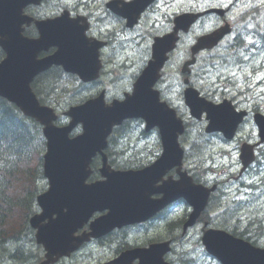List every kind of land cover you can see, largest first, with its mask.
<instances>
[{
    "label": "water",
    "instance_id": "water-1",
    "mask_svg": "<svg viewBox=\"0 0 264 264\" xmlns=\"http://www.w3.org/2000/svg\"><path fill=\"white\" fill-rule=\"evenodd\" d=\"M40 1L0 0V46L8 55L0 64V96L44 127L47 140L44 173L50 181V188L38 197L43 212L31 219L32 226L38 229L37 241L47 251V261L43 264L54 263L59 257L70 254L90 237L99 238L115 228L147 221L178 198H185L193 206L194 211L187 225L195 224L214 188L195 185L186 172H181L184 152L179 145L178 135L183 133L184 127L181 121L176 120L175 112L162 109L158 93L152 89L153 81L147 83L156 73V68L165 62L166 54L174 48L175 34L157 40L154 61L142 75L135 93L125 102L107 107L101 98L71 108L66 115L73 119L72 122L59 128L53 123L57 119L54 111L40 105L30 84L38 73L53 63L63 65L68 70L67 34L57 28L56 21H48L49 24L54 23L50 28L43 25L45 22L39 23L42 29L49 28L41 40H29L22 35L21 26L25 21L21 14L23 7L28 3L39 4ZM193 21H187V27ZM177 25L176 31L179 21ZM223 35L224 32H216L199 39L195 51L216 45ZM56 40L60 45L59 53L50 59L37 60V54ZM77 52L78 48L72 41L71 62L78 64H70V71L84 77L86 68L79 64ZM186 98L194 116L201 117L204 112L207 113L210 120L207 132L221 131L227 139L233 138L241 119L233 114L229 106H215L201 99L194 89L186 92ZM139 117L146 120L147 130L160 127L163 155L154 165L142 171H114L103 153L108 136L113 126L121 124L125 118ZM79 123L82 124L83 133L70 138V133ZM257 123L264 141V122ZM97 153L103 156L100 172L105 180L87 184L91 174L90 164ZM241 158L245 166L254 159L248 148L243 149ZM174 167H178L180 180L174 181L171 177L164 180L167 171ZM159 181L163 183L157 186ZM154 194L163 196L153 199ZM105 210H108L106 215L90 224V234L74 236L94 213ZM46 219L48 223L42 224ZM202 241L207 251L222 264H264V249L255 248L225 231H205ZM169 251V242L153 244L146 249L125 252L109 264H133L136 259L140 260L139 264H169L164 260Z\"/></svg>",
    "mask_w": 264,
    "mask_h": 264
},
{
    "label": "rangeland",
    "instance_id": "rangeland-1",
    "mask_svg": "<svg viewBox=\"0 0 264 264\" xmlns=\"http://www.w3.org/2000/svg\"><path fill=\"white\" fill-rule=\"evenodd\" d=\"M212 1V0H211ZM93 2V0L91 1ZM257 2V3H256ZM215 4V2L213 1ZM220 5L231 3V0H219ZM264 4V0H241L231 15V19L236 23L235 33L233 36L229 37L231 39L226 40L220 47L211 52L204 53L200 62L195 69L194 83L199 89L204 90V94H208L212 97H220L222 92V86L229 87L226 89L227 92L235 94L236 98L240 100L249 109L252 107H261L264 110V51L261 47L248 50L243 49H233L234 38L243 33L242 36L246 41L250 42L252 37L246 34V30L253 31L254 29L248 27L250 24L249 20L241 22L239 21L240 16L247 12L254 4ZM196 4L195 0H186L183 2L181 0L177 1V5L180 9H189V7ZM204 6L206 3H200ZM165 12L168 11L167 17L173 15V7L164 5ZM165 14V13H164ZM201 25L196 26L198 34L202 30ZM206 27V26H205ZM190 35L186 41L189 44L192 42L196 36V32ZM253 31V35L254 36ZM248 36V37H247ZM233 38V39H232ZM254 38V37H253ZM184 46L182 47V49ZM181 49L179 53H176L173 60L170 62V66L167 70V75L170 80H167V85L164 86V92L169 93L172 100L179 106L181 114L186 117L189 122V132L186 134L182 141L186 148H188L189 141L199 142L203 148L200 149V154L205 157H209L212 154L215 158L214 169L218 174H222L223 169H232L237 172L238 170V150L236 144L226 145L221 142L219 136L210 137L204 133V125L195 123L189 118V113L186 111L181 97V91L177 85H180L177 76V66L182 56H184V51ZM189 52V49H188ZM126 75H129V71H124ZM176 82V83H173ZM233 82V83H232ZM259 83V88L255 85ZM126 83L113 84V85H99V88H104L108 92V97L113 98L116 94H121V89H124ZM72 84H70V90H72ZM243 91V96L240 95L239 90ZM250 89V91H248ZM85 92V91H84ZM83 92V93H84ZM247 96V97H246ZM249 97V98H248ZM214 99V98H212ZM65 100V98L63 99ZM250 105V106H249ZM143 127V126H142ZM250 134V133H248ZM157 135L154 134L151 137L144 138L141 136V124L139 122L133 121L128 126V131L122 137L118 138L117 150H123L125 153H129L126 157L135 156L136 159L140 158V153L146 161L151 159V153L157 147ZM210 142V143H209ZM114 150V149H113ZM116 150V151H117ZM120 150V151H121ZM263 163L261 164V170H256L253 177H250L251 182L257 183L259 191L253 196L248 197L251 199L249 206H246L242 202H245L247 197L241 194L239 201H234L233 194L235 191L229 188L225 189V196L223 200V208H221L222 213L228 211L229 217H236L242 220V224L253 223V228L256 230L260 240L264 241V190L260 182H264V155L261 158ZM226 178V177H224ZM43 187L46 186L44 182ZM262 188V189H261ZM219 209V207H217ZM188 209L185 205L181 204L175 210L170 213L171 218L173 217H183ZM219 211V210H218ZM175 215V216H174ZM215 215L214 213L212 214ZM234 215V216H233ZM173 216V217H172ZM152 225V228L147 229H137L134 231H127V233H116L108 241L107 245H91L84 248L80 254L75 256L70 261H65L63 264H104L105 262L111 260L117 255L120 247L124 244H143L146 238L163 234L165 228L162 224ZM200 231L201 228L192 231L186 240H183V245L178 244L175 247V253L171 254L170 257L174 260L175 264H181L180 260L185 254L194 258L195 262L199 259L198 264H217L211 257L205 255L204 248L200 244ZM29 240L26 242L28 243ZM24 244V249L32 250L34 253H38L39 249L36 243L29 242ZM9 249V248H8ZM10 251L11 248L9 249ZM33 260L26 261L25 264H33ZM3 264H18L8 260Z\"/></svg>",
    "mask_w": 264,
    "mask_h": 264
},
{
    "label": "trees",
    "instance_id": "trees-1",
    "mask_svg": "<svg viewBox=\"0 0 264 264\" xmlns=\"http://www.w3.org/2000/svg\"><path fill=\"white\" fill-rule=\"evenodd\" d=\"M257 29H260L259 23ZM256 39L258 44H264V34H256ZM63 82L57 86L49 85L42 88L38 86L40 100L44 104L54 106L55 104L67 106L80 101L81 99L77 97L79 94L73 92L70 97H67L68 84ZM81 90L78 89V92L81 93ZM64 98L66 100H63ZM121 133L122 131L117 134L116 140ZM44 152L45 140L41 126L24 117L13 104L0 98V264L8 260L18 264H25L26 261L33 259L39 261L40 255L35 257L29 249H24V244L27 243L26 239L28 238L30 241L31 235H33L29 219L36 212V197L39 194L40 182L43 178L42 154ZM128 154H121L122 158L128 159L123 162H139L130 158L131 156H123ZM126 165L130 167V164ZM219 204L220 201L217 200L214 208L209 207V212L203 216L204 220L210 222L211 226L243 237L256 246L264 245L251 223L242 224L241 219L229 217V209L224 213L218 212ZM210 211L217 214L211 218ZM181 229L182 222L172 223L165 230L166 238L181 241ZM160 240H162L161 237L154 241ZM180 263L193 264L188 257L180 260Z\"/></svg>",
    "mask_w": 264,
    "mask_h": 264
},
{
    "label": "flooded vegetation",
    "instance_id": "flooded-vegetation-1",
    "mask_svg": "<svg viewBox=\"0 0 264 264\" xmlns=\"http://www.w3.org/2000/svg\"><path fill=\"white\" fill-rule=\"evenodd\" d=\"M45 1L47 2L53 0ZM109 1L112 0H94L93 2H86L83 0H66V7L64 8L63 6V8L68 12L67 24L69 28L70 26L73 28H86L85 36L87 40L85 46L91 53L90 61H94L92 55L97 56L103 63V66L107 65L110 69L115 70L114 72H109V75L115 76L118 73L122 76V74H125L124 71H129V80L132 82L137 79L139 74L145 68L148 60L151 58L155 38L164 36L173 29L174 18L169 17L168 19V11L165 12L164 10V5L167 6V4H162V1L164 0H154L141 15L138 23L134 26H129L130 21L127 18H122L114 14L107 7ZM117 1L122 4V1L130 0ZM44 3L39 7L30 6L26 9V12L33 17L47 18L48 13H42ZM211 3L215 5L213 0ZM58 4V2L52 3V5L57 7ZM60 4L62 5L63 3ZM216 5H218V7L225 8L228 16L222 18L216 14L209 15V17L203 20L205 21L204 26L208 27L204 29L203 32L209 31L211 28L215 29L219 26L222 28L224 26H228V23H230L232 30L230 31V35L227 37L229 38L233 36L236 31L231 15L236 9L237 4L236 2L233 3L231 1V3L228 4L220 5L219 3H216ZM175 6L176 5H174V7ZM119 7H121V5ZM51 8L57 10L56 15L59 14V7L55 8L52 6ZM178 13H180V10L175 12L173 17H175ZM247 20L250 22L248 27L254 25L253 29H257L258 23L255 18H239V21L241 22ZM198 25L199 24H196V26ZM25 31L28 35H39L38 31L33 26L26 28ZM253 31H251L250 34H253ZM199 35H202V30ZM236 38L237 37H235L233 44L236 43ZM68 44L70 66V37L68 39ZM96 45L100 47L96 48ZM250 47L253 48V46ZM250 47L248 50H250ZM54 52L55 49L53 48H50L47 51H42L39 54V58H45L52 55ZM68 78L70 79V72L68 74Z\"/></svg>",
    "mask_w": 264,
    "mask_h": 264
},
{
    "label": "bare ground",
    "instance_id": "bare-ground-1",
    "mask_svg": "<svg viewBox=\"0 0 264 264\" xmlns=\"http://www.w3.org/2000/svg\"><path fill=\"white\" fill-rule=\"evenodd\" d=\"M256 3L247 12L243 13L240 16V18H242V17L247 18V19H249V18L250 19L251 18H255L257 20V23L260 24V29L259 30L258 29H255L254 36H253L254 38L252 37L253 34H250L249 31L246 30V34L247 35L249 34V36L252 37V39H251L250 42H248V41L245 40V38L242 36L243 33H240V35L237 36V38H236L237 39L236 40V43L233 44V49L234 50L243 49V48L249 49L250 46H253V48L250 47V49H255L257 47H261L262 48V51H264V49H263L264 48V44L263 43L261 45L258 44V41L256 39V34L257 35L258 34L259 35H263L264 34V4L261 5V4H256ZM227 28H228V26L222 27L223 30L224 29H227ZM252 28H254V25L252 26ZM229 35H230V32L226 35V37H228ZM196 52H198V51H195L194 48H189V53L193 54V53H196ZM81 91H82L81 92V94H82L84 92V90H81ZM249 110H251V109H249ZM260 184H262V183H260ZM232 235H234V234H232ZM234 236L237 237V238H239V239L244 240L243 237H240V236H237V235H234ZM249 242H251V241H249Z\"/></svg>",
    "mask_w": 264,
    "mask_h": 264
}]
</instances>
